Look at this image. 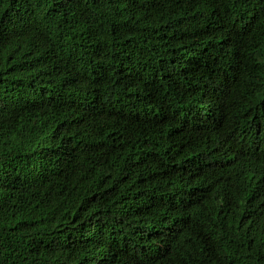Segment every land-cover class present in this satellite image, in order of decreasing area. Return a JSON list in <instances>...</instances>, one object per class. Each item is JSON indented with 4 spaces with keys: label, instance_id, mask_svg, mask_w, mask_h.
Segmentation results:
<instances>
[{
    "label": "trees",
    "instance_id": "1",
    "mask_svg": "<svg viewBox=\"0 0 264 264\" xmlns=\"http://www.w3.org/2000/svg\"><path fill=\"white\" fill-rule=\"evenodd\" d=\"M178 263L264 264V0H0V264Z\"/></svg>",
    "mask_w": 264,
    "mask_h": 264
},
{
    "label": "bare ground",
    "instance_id": "2",
    "mask_svg": "<svg viewBox=\"0 0 264 264\" xmlns=\"http://www.w3.org/2000/svg\"><path fill=\"white\" fill-rule=\"evenodd\" d=\"M123 18V17H122ZM76 57V56H75ZM75 59V58H74ZM88 59V58H87ZM79 60V59H78ZM77 60V61H78ZM175 64V63H174ZM124 73V72H123ZM191 82V81H190ZM197 82H198V80H197ZM192 83V82H191ZM236 89H238V88H236ZM216 112V111H215ZM214 123V122H213ZM143 125V124H142ZM138 130H140V129H138ZM131 138V137H130ZM129 139V138H128ZM135 139V138H134ZM147 150H148V148H147ZM222 162V161H221ZM217 167V166H216ZM226 168H227V166H226ZM252 188H254V187H252ZM236 191V190H235ZM151 193V192H150ZM236 194V193H235ZM238 197V196H237ZM236 197V198H237ZM234 198V197H233ZM240 198V197H239ZM239 198H238V200H239ZM236 200V199H235ZM237 200V201H238ZM192 201V200H191ZM240 201V200H239ZM239 201H238V203H239ZM203 202V201H202ZM239 204H241L242 205V202H240ZM196 206H198V205H196ZM205 212V211H204ZM206 213V212H205ZM204 215V214H203ZM206 215V214H205ZM211 216H213V215H211ZM214 217V216H213ZM217 218V217H216ZM202 219H203V217H202ZM205 219V218H204ZM213 220H214V218H213ZM210 223V222H209ZM218 223V222H217ZM210 225V224H209ZM213 225V224H212ZM205 229V228H204ZM210 229V228H209ZM201 230V229H200ZM187 231V230H186ZM208 231V230H207ZM189 232V231H188ZM203 232H204V230H203ZM205 235V234H204ZM226 235V234H225ZM215 239H216V236H215ZM221 240V239H220ZM217 242V241H216ZM100 245V244H99ZM101 246V245H100ZM188 255V254H187ZM189 256V255H188ZM226 257V256H225ZM184 259V258H183ZM189 259V258H188ZM171 260V259H170ZM182 260V259H181ZM231 260V259H230ZM174 261V260H173ZM175 261H177V260H175ZM170 262V261H169ZM170 263H173L172 261L170 262ZM179 264V263H178Z\"/></svg>",
    "mask_w": 264,
    "mask_h": 264
}]
</instances>
